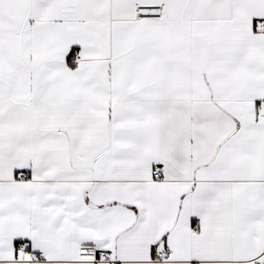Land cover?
Wrapping results in <instances>:
<instances>
[{
	"label": "snow or ice",
	"instance_id": "1",
	"mask_svg": "<svg viewBox=\"0 0 264 264\" xmlns=\"http://www.w3.org/2000/svg\"><path fill=\"white\" fill-rule=\"evenodd\" d=\"M0 264H264V0H0Z\"/></svg>",
	"mask_w": 264,
	"mask_h": 264
}]
</instances>
